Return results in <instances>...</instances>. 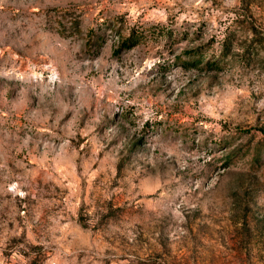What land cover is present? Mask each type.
<instances>
[{
	"label": "rangeland",
	"instance_id": "rangeland-1",
	"mask_svg": "<svg viewBox=\"0 0 264 264\" xmlns=\"http://www.w3.org/2000/svg\"><path fill=\"white\" fill-rule=\"evenodd\" d=\"M0 264H264V0H0Z\"/></svg>",
	"mask_w": 264,
	"mask_h": 264
}]
</instances>
